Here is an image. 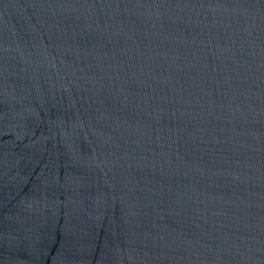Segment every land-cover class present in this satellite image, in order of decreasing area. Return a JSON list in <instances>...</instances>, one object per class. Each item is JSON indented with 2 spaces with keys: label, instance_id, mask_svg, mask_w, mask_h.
<instances>
[{
  "label": "water",
  "instance_id": "1",
  "mask_svg": "<svg viewBox=\"0 0 264 264\" xmlns=\"http://www.w3.org/2000/svg\"><path fill=\"white\" fill-rule=\"evenodd\" d=\"M0 264H264V0H0Z\"/></svg>",
  "mask_w": 264,
  "mask_h": 264
}]
</instances>
